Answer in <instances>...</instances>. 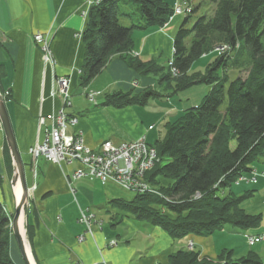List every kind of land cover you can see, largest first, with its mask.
Here are the masks:
<instances>
[{"label":"crops","instance_id":"obj_1","mask_svg":"<svg viewBox=\"0 0 264 264\" xmlns=\"http://www.w3.org/2000/svg\"><path fill=\"white\" fill-rule=\"evenodd\" d=\"M166 1L173 6L181 0ZM87 5L88 0H0V64L3 68L0 87L10 94L5 102L26 169L27 186L32 188L36 184L29 198L27 216L32 232L29 244L36 264H103L104 261L170 264V255L188 250L190 242L201 257L216 259L224 249H233L236 257L254 251L264 262V240L250 245L246 239L247 233L264 234L263 176L255 183H244L238 188V191L255 190L244 205L248 212L262 213L260 226L244 230L227 225L208 236L191 234L181 239H174L162 228L137 219L115 204L110 205V200L115 198H133L132 192L116 183L100 181V197L89 184L93 179L71 178L78 167L76 163L59 165L39 157L33 177L30 148L45 135V128L41 129L38 122L41 114L63 108L77 115L78 124L71 127V131H80L85 143L96 149L106 141L119 145L142 136L150 145H155L168 122L189 104H198L189 97L179 98L188 90L170 96L169 85L161 82L159 75H139L120 56L112 58L100 74L83 86L80 76L86 48L82 34L88 20V14L84 15ZM182 17L184 15H175L162 27L136 29L133 52L143 60L166 65L174 54L173 42ZM36 33L50 36L53 63L48 62L42 46L34 40ZM165 58L167 61L162 63ZM60 76L69 79L70 105H65L59 93L52 95ZM147 88H156L159 95L151 97L145 105H103L109 93H139ZM91 92L96 93L94 102L88 98ZM5 146L8 147L0 122V201L12 206L16 197ZM255 168L264 171V158ZM37 172L43 176L40 183ZM79 205L90 212L94 207L100 214L110 213V216L94 214V235L86 234L83 241H79V236L85 234L86 228L79 221ZM112 240H116L117 245L111 246Z\"/></svg>","mask_w":264,"mask_h":264},{"label":"trees","instance_id":"obj_2","mask_svg":"<svg viewBox=\"0 0 264 264\" xmlns=\"http://www.w3.org/2000/svg\"><path fill=\"white\" fill-rule=\"evenodd\" d=\"M211 2L212 14L197 16L191 26L197 8L190 4L191 10L174 38V54L166 65L132 54L136 29L162 27L170 20L174 5L166 0H100L91 6L82 34L86 48L80 76L83 86L115 56L139 75H159V80L169 85L170 96L195 84L210 86L201 103L168 122L155 143L157 160L143 178L155 192L133 193L131 199L109 202L162 228L174 239L191 234L208 236L227 225L249 230L263 220L262 213L248 212L244 206L255 190L236 192L233 186L246 183L238 178L252 172L264 157V0ZM126 3H132L135 10L122 12ZM122 15L131 23H124ZM215 46L222 49L206 70L191 72L193 63ZM2 75L0 64V78ZM0 91L9 99V92L1 87ZM157 95L156 88L139 93L119 91L107 94L103 105H145ZM5 152L11 174L7 146ZM12 219L13 214L0 201V264H17L12 255ZM26 227L31 241L32 232ZM250 235L257 234L247 233V241ZM169 262L264 264L254 251L236 257L233 249H224L216 259L201 257L194 249L181 250L172 253Z\"/></svg>","mask_w":264,"mask_h":264},{"label":"built area","instance_id":"obj_3","mask_svg":"<svg viewBox=\"0 0 264 264\" xmlns=\"http://www.w3.org/2000/svg\"><path fill=\"white\" fill-rule=\"evenodd\" d=\"M99 2L100 0H88L84 15L88 14L91 6ZM190 10V5L187 6L184 1H178L174 6L170 20L173 16L185 15ZM34 40L42 46L48 62L53 63L50 36L44 33H36ZM169 65H172V60L169 61ZM55 84L56 88L53 89L52 95L55 96L59 93L62 95L65 105H70L69 79L66 76H60ZM95 95V92L88 94L91 102L95 101ZM38 121L40 128H45V135L43 140L38 141L30 150L35 165L39 157H44L47 161L59 165L76 163L78 167L71 175L73 179L89 177L98 179L103 184L113 182L132 193L155 192L143 178L157 160V149L154 145H150L145 137L119 145L106 141L100 144L98 148L93 149L85 143L80 131H71V127L78 124L77 115L69 114L62 108L58 112L41 114ZM70 188L75 193V189ZM31 189L29 188L30 196ZM94 217L95 215L88 208L79 205V221L86 228L85 234L79 236V241L85 240L86 234L94 235ZM261 239V236H248L250 244ZM109 244L114 246L117 241L112 240ZM103 264H108V262L104 261Z\"/></svg>","mask_w":264,"mask_h":264},{"label":"rangeland","instance_id":"obj_4","mask_svg":"<svg viewBox=\"0 0 264 264\" xmlns=\"http://www.w3.org/2000/svg\"><path fill=\"white\" fill-rule=\"evenodd\" d=\"M181 1H184V3H186V5L187 6H189L190 4L193 6V7H196L197 8V11L195 12V14L193 15V17H192V19H191V21H190V23H189V25L191 26V23L193 22V21H195V19H196V17L197 16H200V15H204V14H212V12H213V7H214V5H213V3L211 2V0H181ZM175 6V5H174ZM90 10V9H89ZM135 9H134V5L132 4V3H126V4H124L123 5V8H122V12H133ZM132 17H133V19H135V14H133V15H131ZM182 19H184V17H182ZM121 20L124 22V23H126V24H129V23H131L130 22V20H129V18L128 17H126V16H124V15H122L121 16ZM152 27H154V28H156V27H158V26H152ZM136 32H137V30H135ZM222 48L221 47H219V46H215L214 48H213V51H211L210 53H207L206 55H203L202 57H200L198 60H196L194 63H193V65H192V68H191V72H197V71H205L206 70V68H207V66H208V64L209 63H211L215 58H216V56L218 55V54H220V50H221ZM132 54L133 55H137L138 56V54L137 53H135V52H132ZM167 59L168 58H165L164 60H163V62L162 63H164V62H166L167 61ZM222 72V69L219 71V73H221ZM233 72H235V71H233ZM232 72V73H233ZM232 77V79L234 78V77H236V73H234L233 74V76H231ZM186 90H188V91H186ZM210 90V86L209 85H207V84H205V83H199V84H195V85H192V86H190V87H188L187 89H184V90H182L181 92H185V93H183V94H180L179 95V98L180 99H182V100H185L187 97H189L190 98V100L191 101H195V103H201V101L203 100V98H204V96L207 94V92ZM68 92L70 93V91H69V88H68ZM7 95V94H6ZM71 95V94H70ZM8 96V95H7ZM191 104H189V107H191L190 106ZM193 105V104H192ZM40 116V115H39ZM38 119H39V117H38ZM39 122V121H38ZM39 126H40V124H39ZM143 137V136H142ZM43 140V139H42ZM38 141H41V140H38ZM37 141V142H38ZM37 142H36V144H37ZM129 142H131V141H129ZM112 143V142H111ZM35 144V145H36ZM35 145H33L31 148H33ZM31 148H30V150H31ZM264 157H262L261 159H263ZM260 159V160H261ZM260 160H258L256 163H255V165H254V169L252 170V172H250L249 174H243V175H241L239 178H238V181H240V180H243V181H245L247 184H249V183H255L257 180H258V178L259 177H261V176H263L264 177V171H259L257 168H255V166H256V164L257 163H259V161ZM31 165H32V175H33V177L35 176V169L34 168H36L35 167V160L33 159V161H32V163H31ZM37 177H38V182L40 183V182H42L43 181V176L41 175V173H38L37 172ZM90 179H93L94 181L92 182V181H90L89 182V184L90 185H92L93 186V188H94V190L99 194V196L100 197H102L101 196V192H100V188H101V186H102V184L100 183V181H98L97 179H95V178H90ZM35 183V182H34ZM33 183V184H34ZM109 183V182H108ZM32 185V184H31ZM36 185V184H35ZM33 186V185H32ZM29 188V187H28ZM233 188H234V190L236 191V192H239L238 191V188H239V186H237V184H235L234 186H233ZM250 200V198L247 200V201H249ZM7 208H8V210L10 211V212H14V210H15V206H16V204H11L12 206H8V204L7 203H3ZM245 206V205H244ZM93 210L91 211V213L92 214H95V215H97V216H110V213H106V212H102V214H100L99 213V210L98 209H96V208H92ZM129 214V213H128ZM13 220V219H12ZM94 221H95V218H94ZM11 225H12V223H11ZM26 225H28V222H27V220L25 221V229H26V242H27V244H29V242H30V238H28V230H27V227H26ZM12 232H13V230H12ZM256 236H261L262 237V239L260 240V241H258V242H255V243H259V242H261V241H263L264 240V234H257ZM25 239V238H24ZM31 243V242H30ZM30 245V244H29ZM117 245V244H116ZM115 246V245H114ZM12 249H14L15 250V252L16 251H18V255L17 254H15V255H13V257H14V260L16 261V263L17 264H25V262H24V260H23V256H22V253H21V250H20V247H19V245H18V243H17V240H16V238H15V236L14 235H12ZM189 249H193V245H192V242H190L189 243ZM17 253V252H16ZM35 262H36V260H35ZM37 263V262H36ZM109 264V263H108Z\"/></svg>","mask_w":264,"mask_h":264},{"label":"water","instance_id":"obj_5","mask_svg":"<svg viewBox=\"0 0 264 264\" xmlns=\"http://www.w3.org/2000/svg\"><path fill=\"white\" fill-rule=\"evenodd\" d=\"M0 122L2 125V129L4 131L6 142L10 151V155L12 158V165H13V175L11 184L13 188L20 182L22 187V195L21 198L16 199V206L13 213V220H12V230L13 235L15 236L17 243L20 247L23 260L25 264H32L29 258V254L26 248V241L22 235L20 229V221L22 215H24L25 221L27 220L28 216V207H29V189L26 183V169L24 163L21 158V154L17 145L16 137L14 134V129L11 123V119L7 110L5 98L0 91ZM32 255V253H31ZM32 258L35 262V259L32 255ZM36 264V262H35Z\"/></svg>","mask_w":264,"mask_h":264},{"label":"bare ground","instance_id":"obj_6","mask_svg":"<svg viewBox=\"0 0 264 264\" xmlns=\"http://www.w3.org/2000/svg\"><path fill=\"white\" fill-rule=\"evenodd\" d=\"M2 95L4 96L3 93H2ZM35 188H36V185H33L31 191H33ZM28 189H29V188H28ZM14 191H15V197H16V199H17V198H18V199L21 198V195H22V187H21L20 182L17 183V185H16L15 188H14ZM29 195H30V194H29ZM20 229H21V232H22L23 237H24L25 240H26V237H25V236H26V229H25V218H24V215H22V217H21V221H20ZM26 244H27V242H26ZM26 248H27V251H28V254H29V258H30V260H31V263H32V264H35V262H34V260H33V258H32V255H31L32 251H31L30 245L27 244V245H26ZM16 252H17V253H16ZM16 252H15L14 249H12V255H15V254L18 255V251H16Z\"/></svg>","mask_w":264,"mask_h":264},{"label":"flooded vegetation","instance_id":"obj_7","mask_svg":"<svg viewBox=\"0 0 264 264\" xmlns=\"http://www.w3.org/2000/svg\"><path fill=\"white\" fill-rule=\"evenodd\" d=\"M29 197H31L30 195H29ZM12 213V212H11ZM13 214V213H12Z\"/></svg>","mask_w":264,"mask_h":264}]
</instances>
